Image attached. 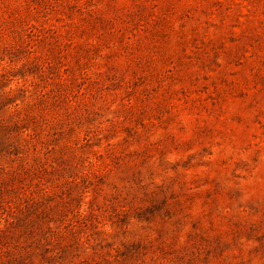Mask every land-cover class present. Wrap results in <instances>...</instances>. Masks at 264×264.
Masks as SVG:
<instances>
[{
	"label": "rangeland",
	"instance_id": "obj_1",
	"mask_svg": "<svg viewBox=\"0 0 264 264\" xmlns=\"http://www.w3.org/2000/svg\"><path fill=\"white\" fill-rule=\"evenodd\" d=\"M0 264H264V0H0Z\"/></svg>",
	"mask_w": 264,
	"mask_h": 264
}]
</instances>
